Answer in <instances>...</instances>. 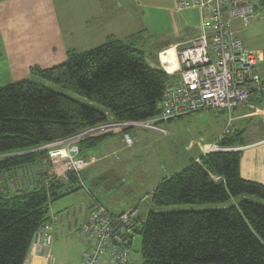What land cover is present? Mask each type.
<instances>
[{"label": "trees", "instance_id": "16d2710c", "mask_svg": "<svg viewBox=\"0 0 264 264\" xmlns=\"http://www.w3.org/2000/svg\"><path fill=\"white\" fill-rule=\"evenodd\" d=\"M31 71L38 79L0 87V153L65 138L105 122V111L119 121L149 119L166 82L177 78L146 61L137 45L114 37ZM239 134L219 145L238 144ZM239 158L238 151L208 152L159 182L150 193L152 209L134 227L141 264H264V202L258 201L264 185L239 176ZM39 159L37 153L10 157L0 160V170ZM74 181L75 175L68 184L45 178L38 187L0 195V264H23L36 229L49 220V203L75 190ZM186 204L216 207L175 208Z\"/></svg>", "mask_w": 264, "mask_h": 264}, {"label": "built area", "instance_id": "2783aa9c", "mask_svg": "<svg viewBox=\"0 0 264 264\" xmlns=\"http://www.w3.org/2000/svg\"><path fill=\"white\" fill-rule=\"evenodd\" d=\"M174 5L176 10H199V32L176 53V71L167 72L158 57L164 72L177 74V78L166 82L156 103L157 114L146 120L119 121L105 111V122L85 127L70 136L27 150L0 153V160L29 153L40 155L37 161L0 170V195L18 194L38 187L45 178H56L68 184L75 175L82 185L79 173L93 159L81 156L80 144L96 136L122 132V139L128 145L133 142L129 128L165 133L166 128L159 125L162 121L204 109L214 113L227 111L231 115V110L238 105L250 110L247 116L258 115L264 123V109L254 103L264 92V81L261 72L257 71L264 56L244 46L231 29L235 19L245 26L251 25L256 18L264 21V7L256 0H174ZM231 130L227 125L217 138L218 142ZM218 142L209 145L207 151H238L240 148L221 146ZM211 177L215 182H224L219 175ZM75 214L76 208L72 210V215ZM69 216L70 211H66L65 216L49 215V220L36 229L30 247L34 255L45 257L42 264H49L52 242L59 232H65L62 219ZM140 221L137 206L114 214L93 197L87 217L76 228L86 243L78 264H133L130 243L134 227Z\"/></svg>", "mask_w": 264, "mask_h": 264}, {"label": "crops", "instance_id": "0c3cea01", "mask_svg": "<svg viewBox=\"0 0 264 264\" xmlns=\"http://www.w3.org/2000/svg\"><path fill=\"white\" fill-rule=\"evenodd\" d=\"M200 19L201 15L197 9L176 10L174 0H0V86L31 77L32 68L58 65L68 59L69 52L89 51L112 37L137 45L141 50H149L151 54L157 55V59L160 58L167 72L176 71L175 54L198 34ZM231 29L236 35L233 24ZM263 63L264 60L258 64L257 71H260L259 66ZM153 65L158 67L159 61ZM262 78L264 81V75ZM254 103L264 109V92L260 100ZM249 111L238 105L231 110V115L227 111L215 113L227 115V120L221 119L220 124L223 126L222 130L227 125L232 128L227 135L233 134L234 130L240 131L241 139L236 144L240 146L239 176L264 185V123L258 115L247 116ZM247 123L248 126L242 129ZM109 136L118 137L123 146L95 157L83 149L82 157L93 160L80 172L87 173L90 168L140 140L137 134L134 137L130 135L133 142L127 145L122 139V132H116L95 139L92 145L101 138H105V141ZM107 141L112 143L111 139ZM83 143L81 146L86 145ZM203 143L201 149H198V154H195L196 160L203 154ZM120 161L118 162L121 163ZM86 190L88 200L83 202L81 211L77 212L79 218L77 224H74L75 229L87 217L93 197L99 201L105 199L100 196V190H97L96 194L87 188ZM139 196L138 194L130 198L118 210L112 211L104 206L111 213L118 214L136 206L141 201ZM141 214L143 216V213ZM65 232H59L54 242L59 241L58 237ZM85 248L84 241L81 252ZM50 254L52 258L49 259V264H56L51 249ZM43 262L45 257L34 255L29 247L23 264Z\"/></svg>", "mask_w": 264, "mask_h": 264}, {"label": "rangeland", "instance_id": "374dc122", "mask_svg": "<svg viewBox=\"0 0 264 264\" xmlns=\"http://www.w3.org/2000/svg\"><path fill=\"white\" fill-rule=\"evenodd\" d=\"M256 1L264 7V0ZM251 23V25L245 26L241 21L233 20L231 24H233L236 35L244 46H248L264 55V21L256 18ZM156 57L157 55L151 54L149 50L145 51V58L149 63L155 64L158 61ZM159 67L163 70L160 62ZM259 69L262 73L261 75H264V63L259 66ZM30 79H38V77L31 76ZM221 119L227 120V115L217 114L211 110L204 109L203 111H196L171 118V120L162 121L159 125L166 128L167 131L165 133L139 127L129 128L131 137H134L135 134L140 137L138 143L110 156V158L100 162L94 168H90L87 173L80 172L79 175L83 184L81 185L79 180L74 181L75 190L49 203V215L62 214V216H65L66 211H70L68 219L65 217L62 219V225L66 229L65 234L58 237L57 240L59 241L55 240L54 242L53 240L52 242L51 253L55 256L56 264H78L79 257L83 253L81 252L84 246L83 238L77 229L73 227L75 223L77 224L79 218V213L77 212L81 211L80 208L83 202L88 200L86 188L94 194H96L97 190H100V196L105 197L100 202L112 211L118 210L126 201L139 194L138 199H141L140 202L142 203L139 202L136 206L140 214V222H142L143 217L152 209L150 193L158 184L157 182L161 181L163 177H167V175H174V173L179 172L189 165L191 161L195 160V154H198V149H201L203 142L206 141L202 146V155L218 151H207V148L211 144H217V138L224 131V129L222 130L223 126L220 125ZM247 126L248 123L242 129ZM100 137L96 136L86 140L92 141ZM104 139H98L95 145L86 143V145L81 146V156L84 155L85 151L95 157L123 146L118 137L112 138L109 136L105 141ZM110 139L112 143L107 141ZM229 147L236 148L239 146L233 145ZM83 149L85 150L83 151ZM119 160H121V163L118 162ZM211 179L213 180L212 177ZM258 201L260 203L264 202L262 200ZM215 207V204H208L202 207L191 204L175 206V208L179 209H208ZM75 208L76 214L73 216L72 210ZM141 213H143V216ZM68 226L69 229L67 230ZM58 227L60 229L61 225L59 224ZM132 239L133 264H141L140 236L133 234Z\"/></svg>", "mask_w": 264, "mask_h": 264}, {"label": "bare ground", "instance_id": "6f19581e", "mask_svg": "<svg viewBox=\"0 0 264 264\" xmlns=\"http://www.w3.org/2000/svg\"><path fill=\"white\" fill-rule=\"evenodd\" d=\"M175 58H176V54H175ZM177 69H178V64H177Z\"/></svg>", "mask_w": 264, "mask_h": 264}]
</instances>
